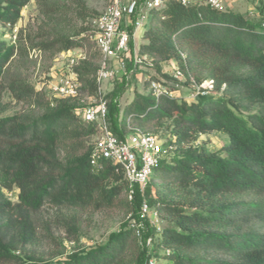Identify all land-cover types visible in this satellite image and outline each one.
<instances>
[{
    "label": "trees",
    "instance_id": "1",
    "mask_svg": "<svg viewBox=\"0 0 264 264\" xmlns=\"http://www.w3.org/2000/svg\"><path fill=\"white\" fill-rule=\"evenodd\" d=\"M30 1L0 0V21L11 26L8 40L0 38V83L7 82L5 67L18 51L14 25ZM38 1L42 6L45 0ZM72 2L85 9L84 0ZM257 5V20L217 11L204 0L189 6L172 0L152 12L139 55H147L160 74L174 61L198 84L214 80L215 94L188 102L137 93L122 112L120 87L105 96L116 135L123 137L131 127L170 131L166 146L173 147L172 156L161 162L143 192L136 189L133 200L119 165L91 166L98 130L79 114L89 105L81 95L51 98L26 81L9 82L28 108L0 117V264H149L153 258L163 264H264V0ZM44 13L47 18L64 15ZM92 36L93 28L87 37L58 34L41 47L63 54L94 46L95 52H83L85 58L72 69L81 94L95 99L101 54ZM214 132L228 136L220 149L195 144ZM13 191H19L17 202L7 195ZM144 199L168 223L160 235L147 220L136 229L123 226L103 245L64 260L25 252L37 240L33 212L46 202L71 211L120 206L140 219ZM68 225L74 236L75 220Z\"/></svg>",
    "mask_w": 264,
    "mask_h": 264
},
{
    "label": "rangeland",
    "instance_id": "2",
    "mask_svg": "<svg viewBox=\"0 0 264 264\" xmlns=\"http://www.w3.org/2000/svg\"><path fill=\"white\" fill-rule=\"evenodd\" d=\"M110 3L111 0H84L85 9H79L72 0H45L42 6L38 0H31L23 8L20 19L14 25V36H12L13 42H17L18 51L5 67L7 82L0 83V109L5 110L0 113V117L13 116L28 108L15 98L9 88L10 81H26L36 90L40 91V88L47 90L44 86L50 80L51 74L56 68L65 66L69 62L68 55L57 53L54 50H44L41 44L55 40L58 34L74 35L80 32L83 37L89 36L94 20L108 8ZM257 4L258 0H237L231 2L227 8L245 14L252 20H257L259 19ZM53 10L62 11L64 14L62 19H57L52 15L47 18L44 11L52 13ZM10 28L9 24L0 21V38L8 40L11 35ZM143 42V31H140L133 42L134 49ZM77 51H83L89 55L95 52V48L93 46L90 49V45L86 44ZM177 67L179 66L174 61L164 64L163 74H160L153 65L148 63L138 66L131 64L121 80L109 81L102 85V94L107 96L115 88L120 87L122 95L118 105L122 112L134 100L135 94L150 93L149 86L152 81L167 78L169 82L166 86L175 96L189 102L197 100L191 98L194 93L192 81L196 82L193 73L186 70L188 76L182 80L170 78ZM202 74L206 75V72ZM81 96L86 105L96 99L86 94H81ZM155 134L166 142L171 138L168 129H161L160 133ZM227 138L226 134L214 132L201 135L195 144L197 146L206 144L210 150H217L224 145ZM18 193L19 191L7 192V195L13 202H17ZM33 220L37 229V240L28 245L25 252L46 260H64L70 254L103 245L113 233H118L123 226L136 229L141 227L144 221L150 222L146 217L145 219L132 217L131 213H127L120 206L102 211L93 209L71 211L57 208L49 202H46L40 210L33 212ZM71 220H75L74 236L68 232V223ZM157 225L155 228L157 233L168 227V223L161 217ZM160 254L164 253L160 252ZM153 262L163 264L159 258H153Z\"/></svg>",
    "mask_w": 264,
    "mask_h": 264
},
{
    "label": "built area",
    "instance_id": "3",
    "mask_svg": "<svg viewBox=\"0 0 264 264\" xmlns=\"http://www.w3.org/2000/svg\"><path fill=\"white\" fill-rule=\"evenodd\" d=\"M170 1L172 0H146L141 5L138 0H111L108 8L93 22L91 39L101 54L96 76L99 90L95 101L82 108L79 114L85 124L94 125L98 130L90 159L91 166L100 169L106 162L119 165L129 185V200H133L136 189L143 192L148 187L157 167L172 156L173 147H167L166 141L158 134L145 132L140 128L131 127L123 137L113 133L108 121V102L102 94L101 87L106 82L121 79L126 72L128 61L133 62L135 66L143 63L152 65V60L147 55H139L137 47L131 49V41L135 42L138 32L144 33L148 29L152 12ZM177 1L184 6L195 2ZM204 1L217 11H225L231 2L237 0ZM63 55H68L69 62L56 68L51 74L50 80L44 86L47 90L40 88V91H45L51 98H74L82 93L81 83L72 68L79 60L85 58L84 53L74 50ZM170 78L186 79V73L177 67ZM168 82L167 78L152 81L149 86L150 93L156 98L175 96L166 86ZM192 83L194 93L191 98L196 99L200 95L215 92L214 80H206L201 84L195 81ZM140 214L144 218H149L151 226L157 228L160 216L145 199L141 204ZM150 242L151 239L148 240L149 244ZM149 264H154L153 260Z\"/></svg>",
    "mask_w": 264,
    "mask_h": 264
},
{
    "label": "crops",
    "instance_id": "4",
    "mask_svg": "<svg viewBox=\"0 0 264 264\" xmlns=\"http://www.w3.org/2000/svg\"><path fill=\"white\" fill-rule=\"evenodd\" d=\"M142 44V43H141ZM140 46V45H139ZM139 49V47H137Z\"/></svg>",
    "mask_w": 264,
    "mask_h": 264
}]
</instances>
